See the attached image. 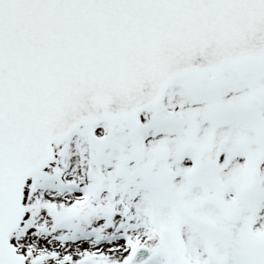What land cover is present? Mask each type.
I'll list each match as a JSON object with an SVG mask.
<instances>
[{
	"label": "snow or ice",
	"instance_id": "1",
	"mask_svg": "<svg viewBox=\"0 0 264 264\" xmlns=\"http://www.w3.org/2000/svg\"><path fill=\"white\" fill-rule=\"evenodd\" d=\"M0 264H264V0H0Z\"/></svg>",
	"mask_w": 264,
	"mask_h": 264
}]
</instances>
